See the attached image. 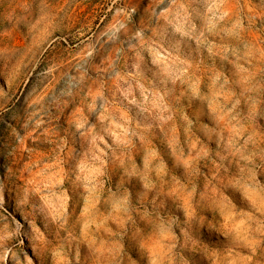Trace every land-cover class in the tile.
I'll return each instance as SVG.
<instances>
[{
	"label": "rangeland",
	"instance_id": "rangeland-1",
	"mask_svg": "<svg viewBox=\"0 0 264 264\" xmlns=\"http://www.w3.org/2000/svg\"><path fill=\"white\" fill-rule=\"evenodd\" d=\"M0 264H264V0H0Z\"/></svg>",
	"mask_w": 264,
	"mask_h": 264
}]
</instances>
